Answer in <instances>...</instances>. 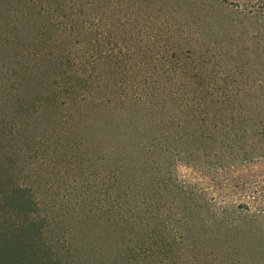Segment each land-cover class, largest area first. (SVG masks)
<instances>
[{"label": "rangeland", "instance_id": "1", "mask_svg": "<svg viewBox=\"0 0 264 264\" xmlns=\"http://www.w3.org/2000/svg\"><path fill=\"white\" fill-rule=\"evenodd\" d=\"M0 264H264V0H0Z\"/></svg>", "mask_w": 264, "mask_h": 264}, {"label": "trees", "instance_id": "2", "mask_svg": "<svg viewBox=\"0 0 264 264\" xmlns=\"http://www.w3.org/2000/svg\"><path fill=\"white\" fill-rule=\"evenodd\" d=\"M252 185H253V184H252ZM252 185H250V186L248 187V189L246 190V191H248L249 193H251L252 191H254ZM244 188H245V187H244ZM246 191H245V192H246Z\"/></svg>", "mask_w": 264, "mask_h": 264}]
</instances>
